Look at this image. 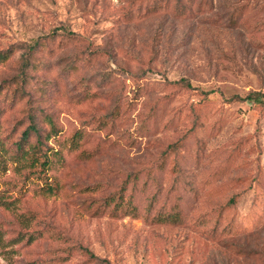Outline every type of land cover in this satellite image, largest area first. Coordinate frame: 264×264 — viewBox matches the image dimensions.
Returning a JSON list of instances; mask_svg holds the SVG:
<instances>
[{"label": "rangeland", "instance_id": "1", "mask_svg": "<svg viewBox=\"0 0 264 264\" xmlns=\"http://www.w3.org/2000/svg\"><path fill=\"white\" fill-rule=\"evenodd\" d=\"M10 46L0 264H264V0H0Z\"/></svg>", "mask_w": 264, "mask_h": 264}, {"label": "trees", "instance_id": "2", "mask_svg": "<svg viewBox=\"0 0 264 264\" xmlns=\"http://www.w3.org/2000/svg\"><path fill=\"white\" fill-rule=\"evenodd\" d=\"M67 34L70 35L71 37H76L77 34L75 32H72V31H67ZM39 44V39L35 40V42L33 44H30V45H26L24 51L21 53V58H22V63H21V69H22V73L24 74L25 72V69H27V67L29 66L30 64V57H31V54H32V50H34ZM13 46H10L6 49H3V50H0V63L2 62H5L6 60L9 59V57L12 55V53L14 52V50L12 49ZM14 47H22V46H14ZM185 83L186 86L190 87L191 84L189 82H187L186 80L182 81ZM232 98V96H231ZM230 98V99H231ZM241 99L239 96L237 95H234L233 96V99ZM244 100L246 99H249V100H253V101H257V100H261V102L263 103L264 102V92H258V91H255V92H251L249 93L246 97L243 98ZM49 121H51V119H49ZM31 129H33V131L36 132V128L35 127H31ZM28 133H29V129H26L23 133H22V138L24 141H26L27 139V136H28ZM40 137V136H39ZM39 143H41L39 141ZM21 147V143H18L17 144V148H20ZM2 141H0V168H3L4 167V163L5 161L3 160L2 158V155L4 157V154L2 152ZM171 149H173V144H170L168 145L163 151H162V154L163 155H166L168 154ZM38 152H40V148L37 147V144L35 146V149L33 151V161H36V155L38 154ZM36 156V157H35ZM43 163H45V161H43ZM121 193L124 191V188L122 187L121 188ZM121 200H122V197H120ZM118 203H122V202H118ZM227 205L228 206H233L235 203H236V198L235 196H232L227 202ZM129 207V206H128ZM131 208L132 211H135V208L133 207H129ZM131 213V212H129ZM176 218L178 219L179 218V214L177 212H174V213H168V214H161V215H157L156 216V219L157 221L159 222H172L174 220H176ZM83 250L88 254L89 258H92V259H98V257L91 251L89 250L88 248H83Z\"/></svg>", "mask_w": 264, "mask_h": 264}]
</instances>
